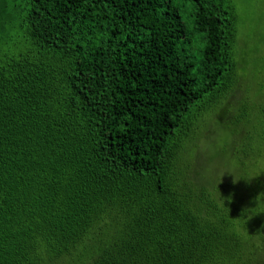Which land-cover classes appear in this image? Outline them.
I'll return each mask as SVG.
<instances>
[{
    "label": "trees",
    "instance_id": "1",
    "mask_svg": "<svg viewBox=\"0 0 264 264\" xmlns=\"http://www.w3.org/2000/svg\"><path fill=\"white\" fill-rule=\"evenodd\" d=\"M246 29L232 0L2 5L0 264H264Z\"/></svg>",
    "mask_w": 264,
    "mask_h": 264
},
{
    "label": "rangeland",
    "instance_id": "2",
    "mask_svg": "<svg viewBox=\"0 0 264 264\" xmlns=\"http://www.w3.org/2000/svg\"><path fill=\"white\" fill-rule=\"evenodd\" d=\"M237 8V13L239 15V22L241 20L242 24L247 25V29L242 33L241 38L244 40L245 47L241 48L242 61L245 65V72L248 74L254 75L257 72H261L262 77L264 76V56L257 57L253 56L252 52L256 48H260L259 40L264 39V0H232ZM14 4V0H0V11L2 5H7L10 8ZM8 10V9H7ZM184 20L187 23H190V20L186 18L184 14ZM190 25V24H189ZM9 31L10 29H8ZM13 33L12 30H10ZM1 33V32H0ZM193 40L191 45V53L194 55V58L197 57V48L198 44ZM242 45V44H241ZM240 45V46H241ZM250 79V78H249ZM242 84V83H241ZM223 118V117H222ZM224 129L220 118L217 120L216 117H211L209 122L204 128L201 129L200 137L198 138L197 145V154H203L206 149V145L209 142L215 141L221 136V132ZM203 156L199 158V161L202 160Z\"/></svg>",
    "mask_w": 264,
    "mask_h": 264
}]
</instances>
